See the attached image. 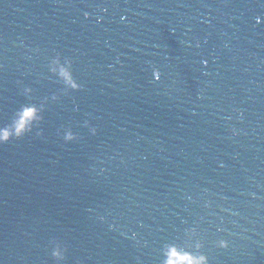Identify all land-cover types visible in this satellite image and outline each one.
I'll return each mask as SVG.
<instances>
[{"label":"water","instance_id":"water-1","mask_svg":"<svg viewBox=\"0 0 264 264\" xmlns=\"http://www.w3.org/2000/svg\"><path fill=\"white\" fill-rule=\"evenodd\" d=\"M46 98L0 144V264H56L52 240L63 264L197 243L209 264H264V0H0V126Z\"/></svg>","mask_w":264,"mask_h":264},{"label":"clouds","instance_id":"clouds-1","mask_svg":"<svg viewBox=\"0 0 264 264\" xmlns=\"http://www.w3.org/2000/svg\"><path fill=\"white\" fill-rule=\"evenodd\" d=\"M257 22H259V17H257ZM206 63V61L204 62ZM49 71L57 76L59 80L63 82L64 93L66 94L68 90L79 91L82 88V85L77 82L72 73V62L68 58H64L63 62L61 61L60 56L53 58L49 65ZM153 76L156 80L160 78V72L158 69L153 68ZM30 88H24L23 93L29 95L31 93ZM58 95H52L51 100H59ZM45 102L36 104H26L21 105V107L15 112L11 123L0 128V144H6L12 139H21L26 134L33 131L34 128H38L41 122L43 121V112L45 111ZM84 127L89 129L91 135L97 134V129L90 126L87 120L84 121ZM40 135L41 133H37ZM63 140L68 142L78 141L80 137L72 131L71 128L63 129ZM103 219V218H101ZM51 247V257L56 261V264H63L67 256V247L64 246L61 242L52 240L50 241ZM217 246L220 248H227L228 243L225 240H220L217 243ZM196 252L187 251L184 248H181L177 244H168L164 248V257L163 264H209L208 257L199 252L201 247L200 243L196 244Z\"/></svg>","mask_w":264,"mask_h":264},{"label":"snow or ice","instance_id":"snow-or-ice-1","mask_svg":"<svg viewBox=\"0 0 264 264\" xmlns=\"http://www.w3.org/2000/svg\"><path fill=\"white\" fill-rule=\"evenodd\" d=\"M0 127H2V126H0Z\"/></svg>","mask_w":264,"mask_h":264}]
</instances>
